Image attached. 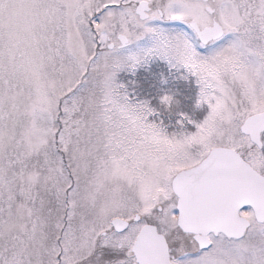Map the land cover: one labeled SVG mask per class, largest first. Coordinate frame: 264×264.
<instances>
[{
  "label": "snow or ice",
  "instance_id": "6c2138e0",
  "mask_svg": "<svg viewBox=\"0 0 264 264\" xmlns=\"http://www.w3.org/2000/svg\"><path fill=\"white\" fill-rule=\"evenodd\" d=\"M0 264H264V0H0Z\"/></svg>",
  "mask_w": 264,
  "mask_h": 264
}]
</instances>
